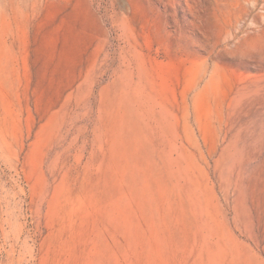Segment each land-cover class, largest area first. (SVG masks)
<instances>
[{
	"label": "rangeland",
	"instance_id": "obj_1",
	"mask_svg": "<svg viewBox=\"0 0 264 264\" xmlns=\"http://www.w3.org/2000/svg\"><path fill=\"white\" fill-rule=\"evenodd\" d=\"M0 264H264V0H0Z\"/></svg>",
	"mask_w": 264,
	"mask_h": 264
}]
</instances>
